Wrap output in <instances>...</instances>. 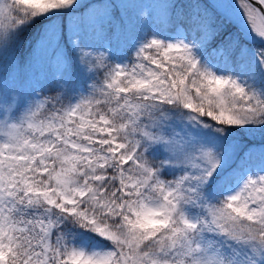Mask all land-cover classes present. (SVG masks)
<instances>
[{"label":"rangeland","instance_id":"rangeland-1","mask_svg":"<svg viewBox=\"0 0 264 264\" xmlns=\"http://www.w3.org/2000/svg\"><path fill=\"white\" fill-rule=\"evenodd\" d=\"M7 1L0 0V15L6 11ZM85 1L69 0L66 6L72 9ZM209 1L225 13L223 17L231 26L224 43L213 44L209 50H204L203 45L201 51L191 44L180 25L158 35L147 11L149 6L134 1L135 9L131 10L123 33L112 40L106 26L99 42L91 47L92 51L88 50L89 65L83 66L78 59L73 79L60 75L52 82L58 85L57 89H62L52 97L54 103L61 99L66 102L61 109L46 111L47 97L38 92L48 89L49 85L40 82L44 73L52 70L53 60L46 53L33 60V73L23 84L13 87V79L0 81V264H52L53 259V264H59L62 256L71 264H255L249 260L243 245L226 240L216 225L225 212L224 207L237 206L245 193H248L246 201L262 206L264 144L257 146L252 162L224 188L222 195L209 194L202 188L204 181L200 175L216 164L217 159L203 146L194 149L182 120L176 123L168 120L163 123L165 126H159L155 117L142 121L139 109L127 99L121 100L119 79L126 70L129 51L136 55L153 41L155 51L162 49L165 55L178 59L177 62L188 60L192 80L198 76L207 78L209 83L206 79L196 83L198 89L212 92L215 85L211 80L218 77L221 70L218 64L223 62L220 57L224 53L222 67L241 75L238 79L245 76L241 80L251 90L248 97L253 99L254 94L258 97L264 94V44L254 38L258 17L255 9L244 0ZM120 3L127 4L126 0ZM104 18L97 20L106 23ZM217 31L218 27L212 26L210 36H216ZM109 59L110 73L102 70ZM236 79L233 77L232 84L238 83ZM63 80L62 88L58 82ZM230 80L217 90L221 106ZM188 86L182 84V99L190 98ZM236 115L245 117L242 112ZM60 141L68 147L57 148ZM157 153L164 155L167 165L176 171V178L159 176V165L150 159ZM245 154L250 156V150H245ZM53 156L61 159L52 173L50 190H45L42 182L36 185L44 189L43 193L39 192L42 198L51 203L58 197L75 205L77 197L86 196L87 200L97 203V193L87 192L71 174L73 164L80 156L94 160L96 165L110 164L117 169L112 185L116 187L114 194L119 195L120 203L116 205L104 195L99 201L123 226L119 221L114 224L115 228L105 226L100 231L102 236L91 240L73 233L53 237L54 225H48L40 250L23 251L18 231L25 228L11 215L13 199ZM137 221L167 227L173 237L160 251L148 254L139 251V243L132 239L131 227ZM117 239L123 247L115 245ZM18 241L20 251L15 250Z\"/></svg>","mask_w":264,"mask_h":264},{"label":"trees","instance_id":"trees-1","mask_svg":"<svg viewBox=\"0 0 264 264\" xmlns=\"http://www.w3.org/2000/svg\"><path fill=\"white\" fill-rule=\"evenodd\" d=\"M67 1L9 0L5 13L0 15V81L13 79V87L23 84L33 73V60L46 53V57L53 60L52 70L44 73L40 82L53 87L49 93V110L61 109L66 103L62 102L63 99L56 103L52 101V97L62 90L57 89L58 85L52 82L60 75L61 78L73 79L78 59L83 66L89 65L88 50L92 51L91 47L99 42L106 26L107 35L112 40L123 33L126 21L130 20L131 10L135 9L134 1L149 6L147 11L152 24L158 29V35L180 25L191 44L200 51L203 45L204 50H209L213 44L224 43L231 26V22L225 20L206 0H126L127 4L124 5L120 3L122 0H86L81 6L72 9L66 6ZM102 16L106 23L97 20ZM212 26L218 27L217 35L213 37L210 36ZM153 42L136 55L129 51L126 70L119 79L121 100L127 99L130 104H134L139 109L138 115L142 121L155 117L159 126H165L163 123L168 120L171 123L182 120L194 149L203 146L217 159L216 164L200 175L204 181L203 190L209 194L217 192L222 195L224 188L252 162V153L257 146L264 144V94L259 97L254 94L253 99L248 97L251 90L241 80L245 76L238 79L241 75L232 74L228 67H222L224 53L220 57L223 62L218 64V69H221L218 77L210 79L215 85L212 92L198 89L196 83H203L207 78L198 76L192 80L188 60L177 62L178 59L173 60V56L165 55L162 49L155 51ZM45 43L47 45L41 50ZM110 68L109 59L102 70L110 73ZM53 72L56 74L51 79ZM233 77L237 78L238 83L232 84ZM229 79L230 83L223 94L224 106H221L217 90L225 87ZM65 80L58 82L62 88ZM183 83L189 85L188 99H182ZM239 112L244 113L245 117L237 116ZM58 147L63 149L68 146L60 141ZM247 149L251 155L246 157ZM60 159V156L49 157L42 171L36 172L37 176L30 179L32 181L13 199L11 215L25 228L18 231L21 245L18 241L16 251H20V245L23 251L38 252L48 225H54L53 237L73 233L93 240L102 236L100 231L103 227L115 228L114 224L119 221L99 201V197L104 195L116 205L120 203L119 195L114 194L116 187L112 185L117 169L110 164L96 165L94 160L81 156L79 161H74L71 174L77 178L78 184L84 185L87 192L97 193V203L87 200L86 196L77 197L75 205L58 197L51 203L42 198L39 192L50 190L52 173ZM150 159L153 164L159 165V176L176 178V171L170 169L163 154L157 153ZM101 181L102 185L99 184ZM41 182L44 189L36 186ZM246 195L248 193L237 206L224 207L225 212L216 228L226 240L243 245L249 260L264 264V202L259 208L254 202L246 201ZM123 197L126 198V195ZM246 203L249 205L245 206ZM131 227L132 239L139 243L137 250L145 251L146 254L162 250L173 237L169 228L149 225L145 221L134 222ZM117 240L114 241L115 245L123 247ZM51 249L55 251L54 247ZM59 264L71 262L62 256Z\"/></svg>","mask_w":264,"mask_h":264},{"label":"water","instance_id":"water-1","mask_svg":"<svg viewBox=\"0 0 264 264\" xmlns=\"http://www.w3.org/2000/svg\"><path fill=\"white\" fill-rule=\"evenodd\" d=\"M208 1V0H207ZM246 1L248 4H250L256 11L257 15H259V17L262 19L263 23H264V5L259 1V0H244ZM209 2V1H208ZM210 3V2H209ZM211 4V3H210ZM223 15H225V13L221 12ZM255 36V35H254ZM253 36V37H254ZM256 37V36H255ZM254 37V38H255ZM256 39L259 41V43L264 44L263 40H259L257 37Z\"/></svg>","mask_w":264,"mask_h":264},{"label":"bare ground","instance_id":"bare-ground-1","mask_svg":"<svg viewBox=\"0 0 264 264\" xmlns=\"http://www.w3.org/2000/svg\"><path fill=\"white\" fill-rule=\"evenodd\" d=\"M264 5V0H259ZM253 34L259 39L264 41V23L262 19L257 17V20L254 25Z\"/></svg>","mask_w":264,"mask_h":264}]
</instances>
